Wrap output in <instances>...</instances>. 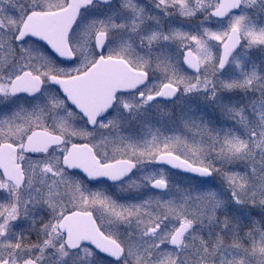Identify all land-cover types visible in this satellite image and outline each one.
I'll return each instance as SVG.
<instances>
[{"label":"snow or ice","instance_id":"obj_1","mask_svg":"<svg viewBox=\"0 0 264 264\" xmlns=\"http://www.w3.org/2000/svg\"><path fill=\"white\" fill-rule=\"evenodd\" d=\"M0 264H264V0H0Z\"/></svg>","mask_w":264,"mask_h":264}]
</instances>
